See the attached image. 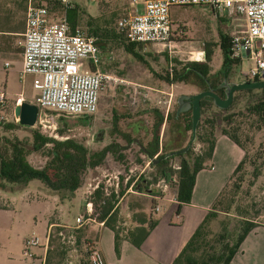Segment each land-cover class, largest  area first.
Returning <instances> with one entry per match:
<instances>
[{
    "label": "rangeland",
    "instance_id": "1",
    "mask_svg": "<svg viewBox=\"0 0 264 264\" xmlns=\"http://www.w3.org/2000/svg\"><path fill=\"white\" fill-rule=\"evenodd\" d=\"M13 1L10 7L7 5L0 19V24L4 26L9 24L13 29L21 31L19 34L0 32V92L4 93V98L0 102V120L3 124L15 120L12 113L15 103L19 101L33 103V97L37 94L32 87L30 75H25L22 81L19 79L20 43L26 0ZM69 1L71 5L77 6L81 17L79 26L86 32L89 29L85 22L88 16L96 17L102 13L107 17L110 11H114L115 14L106 27L109 34L104 40L96 38L99 68L122 79L125 86L119 84L105 86L99 93L97 111L88 118L80 119L53 111L38 110L33 126L9 131L6 129L3 134L13 135L24 143H30L32 131H37L43 137L59 141L72 139L84 145L88 151L99 150L111 142L120 144L121 148L115 153H107L96 167L83 171L79 186L72 194L49 190L37 179L29 180L24 188L0 189L1 201H9L10 204L8 208L0 209V264H41L42 250L45 252L50 235L55 233L56 240L51 247L57 243L58 249L62 251L57 264H67L68 260L70 264H82L86 244L89 241H97L99 229H108L104 225L99 228L94 224L75 227L74 217L82 212L85 201L91 200V196L87 194L88 183L96 181L110 183L114 176L119 177V181L124 177H129L131 181L137 175L144 179V182H141L143 185L139 188L135 186L136 190L132 187V191L124 193L118 201L117 224L123 225V228L134 226L129 222L130 202L140 203L142 211L152 220H158L169 211L166 199L170 196L172 188L166 189L162 196L155 199L149 194L145 195V190L152 187L158 178L153 179L156 177V167L148 163L140 152L137 141L140 145H145L150 140L151 127L156 119L155 111H163L161 105L156 102L161 98L168 100L169 113L168 119L159 127V143L163 149L183 147L189 138V131L185 128L189 112H184L178 122L174 121L171 114L176 107L175 99L180 94H194L200 91L201 87L191 79L169 84L163 77L186 62L203 61L205 45H208L210 50L209 73L221 67L222 55L219 47L221 34L227 35L228 38L230 28L226 25L224 16L205 4L175 5L170 8L173 32L171 40L174 46L166 50L154 44L125 48L127 40L112 38L114 22L128 8V0ZM90 27L94 28L92 24ZM4 36L7 37V42L2 41ZM3 62H7L9 67L4 68ZM250 66L251 62L242 58L232 69V76L229 79L240 81L241 72ZM131 86L139 92L137 101L133 104L129 102L128 94L124 92ZM124 87L126 89H123ZM234 95L236 102L229 110V122L226 123L221 116L214 118L215 133H219L225 123L226 128L236 129L234 133L245 152L244 164L231 179V182L240 179L239 185L234 189L229 182L226 192L233 195L231 208H236L238 212L235 213L244 212L242 217L264 222V116L251 115L244 109L249 100L247 95L243 93ZM250 97L253 102L260 100L264 98V92H255ZM112 114L115 115L113 118ZM99 129H102L103 134L101 139L95 140L93 135ZM127 139L133 141L128 142ZM49 146L50 144H46L44 147ZM201 151L202 144L193 139L188 153L182 154L181 157L190 163L192 157ZM47 159L43 152H34L27 156L28 163L35 168L43 167ZM179 159L180 156L170 157L164 166L176 169ZM206 165L209 166V160H205L204 166ZM92 204L94 207L97 205L93 199ZM155 204L159 210L154 212L152 206ZM232 212H234L232 209L229 214L217 212L206 224L203 239H211L213 234L219 231L222 223H225L230 229L232 241L239 227V220ZM49 221L55 224L48 225ZM172 221L175 222L176 218H172ZM78 229L83 233L80 245L75 241L71 242L72 239L75 240ZM30 236L37 237L39 245L30 247L32 257H27L24 253V241Z\"/></svg>",
    "mask_w": 264,
    "mask_h": 264
},
{
    "label": "trees",
    "instance_id": "2",
    "mask_svg": "<svg viewBox=\"0 0 264 264\" xmlns=\"http://www.w3.org/2000/svg\"><path fill=\"white\" fill-rule=\"evenodd\" d=\"M13 2V0H0V19L3 16L4 10L7 9V5L10 7ZM33 3L43 4L51 20L58 18L62 13L58 0H33ZM114 14V11H110L107 17L102 15V13L96 17L88 16L85 20L86 24L89 26L88 31L96 38H103L104 40V37L109 34L106 27L109 25ZM12 16L13 15H11V17ZM65 18L71 29L80 27L79 23L81 17L76 5H72L65 11ZM91 24L94 28L90 27ZM114 31L116 33H114ZM114 31H111L112 38H124L122 32L116 29L115 22ZM0 32L13 34L16 32V29H13L9 24H7V26L0 24ZM124 40L126 41L125 38ZM228 40L227 35L221 34L219 47L222 55V63L218 72L209 73L208 62L210 61V50L208 49V45H205L203 61L186 62L177 70L174 69L172 73L165 75L163 79L169 84L173 82H185L191 79L197 82L201 89H205L207 84L216 87L219 83V78L227 76L229 63H231L228 58L230 53ZM125 44V48L140 47V43L126 42ZM216 92L219 96H222L220 88H217ZM255 92L262 93L264 89H244L237 91V94L243 93L248 96L249 100L247 105H244V109L251 115L264 116V98L254 102L251 100L250 96L255 94ZM235 98L236 95H233L232 102L226 109H216L207 97L200 99V117L195 127L194 136L195 140L202 144V151L194 155L190 163L188 160L181 158L177 169H171L169 167L159 168L154 180L158 178V180L165 183L169 189L172 188V190L175 191L176 213L182 204L189 203L195 173L204 167L205 160H209L210 158L214 145V118L221 116L222 120L228 123L230 120L229 110L236 102ZM211 108L215 110L213 111ZM171 115L174 121L178 122V119L184 115V112L176 116L175 111H173ZM155 116L156 119L152 124L150 132L151 138L143 145V149L147 156L155 154L159 147L158 131L163 118L157 111H155ZM166 119H168V115ZM225 124L222 126L219 133L226 136L231 142L237 145L242 150L243 155L229 175L227 184L216 196L210 210L207 211L201 222L193 230L188 240L170 264H229L244 236L256 225L253 219L242 217L244 212L241 214L235 213L238 212L236 208H231L233 195L226 192L228 183L231 182L234 175L240 171L245 162V152L242 145L239 143L236 133H234L236 129L231 130L226 128ZM185 127L190 130V119L185 124ZM15 128L26 129L27 127L19 125L15 120L7 121L5 124L0 120V131H2L0 132V189H12L14 187L24 188L29 180L37 179L49 190L72 194L79 186L80 175L83 171L88 168L96 167L101 163L107 153H115L121 148L120 145L112 142L99 150L88 151L84 145L72 139L66 138L59 141L51 137H43V135L39 134L37 131H32L30 143H24L23 140L18 139L16 136H5V134H3L6 129L9 131ZM127 141L130 142L133 141V139H127ZM46 144H50V146L44 147ZM34 152H43V154L48 157L43 167L35 168L28 163L27 156ZM239 182L240 179L231 182V187L234 189L237 188ZM93 198L94 202L102 200V203L99 205L98 219H104L103 225L112 232V249L116 257L119 255L121 240L127 241L134 247H139L155 225V220L150 219V217L142 211L140 203L134 204L130 202L128 206V210L131 211L129 222L134 224V226L131 228H123V225L117 224V219L119 220L117 217L118 208L111 210L113 199L111 197H101V191L99 189L93 192ZM8 206H10L8 201L2 202L0 199V209L8 208ZM231 209L234 211L232 213H234L235 217L239 220L238 232L234 239L232 241L230 240V229L225 226V223H222L219 231L214 233L211 239L204 240L203 234L206 224L215 217L217 212L229 214ZM122 221L123 220H120V222ZM50 224L55 223L49 221L48 225ZM55 227V229L58 230V227ZM54 236H56V233L49 237L48 246L45 249L41 264H57L61 258L62 251L58 249L57 243L51 247V244L56 240ZM82 236V231H80V229L76 230L75 240L73 239V242L75 241L77 245H80L81 240H83L81 239ZM93 243L94 240L89 241L87 244ZM83 258L82 264H88L86 253L85 258Z\"/></svg>",
    "mask_w": 264,
    "mask_h": 264
},
{
    "label": "built area",
    "instance_id": "3",
    "mask_svg": "<svg viewBox=\"0 0 264 264\" xmlns=\"http://www.w3.org/2000/svg\"><path fill=\"white\" fill-rule=\"evenodd\" d=\"M61 15L50 18L46 7L26 0L24 25L21 39V66L18 71L22 81L31 76L32 87L37 91L33 103L39 110H48L61 115L82 117L92 115L98 106L101 90L110 84L125 82L98 69V47L96 37L80 27L70 28L65 11L72 5L69 0H58ZM205 4L226 18L230 28L229 51L232 57L248 59L251 66L242 74L247 78H260L264 74V0H128V8L115 20V27L131 43L159 45L170 50L174 46L171 30L170 8L175 5ZM8 68L7 62L3 63ZM139 94L130 87L129 102L134 103ZM4 93L0 92V102ZM166 114L169 103L157 99ZM114 176L110 183L96 181L88 183L87 194L91 196L83 205V210L74 217L75 227L97 225L102 227L104 219H98L99 205L92 204L93 192L101 191V197H111V210L117 208L118 201L126 192H131L132 181L124 177L119 181ZM108 181V180H106ZM159 191L152 193V199L162 196L169 189L162 181L153 185ZM175 202V191H170L167 199ZM152 210L158 211L155 204ZM47 236L45 237V241ZM73 242V239L71 240ZM39 245L37 237L30 236L24 241V253L32 257L30 247ZM88 264H105L100 250L93 244L85 249ZM70 264V260L67 261Z\"/></svg>",
    "mask_w": 264,
    "mask_h": 264
},
{
    "label": "crops",
    "instance_id": "4",
    "mask_svg": "<svg viewBox=\"0 0 264 264\" xmlns=\"http://www.w3.org/2000/svg\"><path fill=\"white\" fill-rule=\"evenodd\" d=\"M20 32L16 30L13 34ZM3 38L2 41L7 42V37ZM19 65L21 66V56ZM242 155V150L226 136L215 133L209 166H204L195 173L189 203L182 204L176 213L175 202L168 201L167 197L169 211L158 220L154 219L155 225L139 247L121 240L119 255L116 257L112 249L111 231L106 228L98 230L94 244L100 250L105 264H170L210 210ZM149 195L152 198L153 195ZM172 218H176V221L173 222ZM254 222L256 225L244 236L229 264H264V222ZM43 257L42 250V260Z\"/></svg>",
    "mask_w": 264,
    "mask_h": 264
},
{
    "label": "water",
    "instance_id": "5",
    "mask_svg": "<svg viewBox=\"0 0 264 264\" xmlns=\"http://www.w3.org/2000/svg\"><path fill=\"white\" fill-rule=\"evenodd\" d=\"M203 57H204V52H203ZM262 77H264V74L262 75ZM223 85L225 86L224 87V98H219L217 95L210 92L209 90H202L195 94H190V95L180 94L176 97L175 114H178L180 112H184L190 109V125H191L190 138L187 144L183 148L179 149L177 153L179 154L184 153L194 139L195 127H196V124L200 116L199 100L201 98L210 97L212 100V104L214 106H216L217 108L224 109L230 104L233 91L239 90V89L262 88L264 87V79L254 80V81H241L239 83H229L228 85L227 84H223ZM38 110H39L38 107L34 103L27 102V101H19L15 103V105L13 106L12 113H13V117L15 121L19 125L24 126V127H31L35 123ZM158 112L159 114L162 115L163 121H165L166 116L169 113V108L166 114H164L163 111H158ZM158 144L160 145L159 142ZM168 154H172V153H168ZM158 191L159 189L157 187L152 186L145 190V194L157 193Z\"/></svg>",
    "mask_w": 264,
    "mask_h": 264
},
{
    "label": "flooded vegetation",
    "instance_id": "6",
    "mask_svg": "<svg viewBox=\"0 0 264 264\" xmlns=\"http://www.w3.org/2000/svg\"><path fill=\"white\" fill-rule=\"evenodd\" d=\"M143 45V44H142ZM228 58H229V60L231 61V63H229V70H228V72H227V76L226 77H220L219 78V83L217 84V86L216 87H213V86H210V85H206V88L205 89H201L200 91H202V90H209L210 92H212V93H214L215 95H217L219 98H224V85L223 84H229V83H239V82H241V81H254V80H260V79H264V77H260V78H247V77H245L243 74H242V72H241V80L240 81H233V79L231 80V79H229V77L230 76H232L231 75V72H232V69L234 68V66L235 65H237V63H239L240 62V59H238V58H235V57H232L231 55H230V53H229V55H228ZM99 65H100V60L98 59V69H100L99 68ZM219 70H216V71H214L213 73H215V72H218ZM212 74V73H211ZM122 80V79H121ZM194 83V82H193ZM195 83H197V82H195ZM117 84H119V85H122V86H125V83L124 84H121V83H117ZM198 84V83H197ZM199 85V84H198ZM199 87H200V85H199ZM217 88H220L221 89V92H222V96H219L218 95V93L216 92V89ZM123 89H126L125 87L123 88ZM251 89H253V90H259V89H264V87H262V88H251ZM239 90H244V89H239ZM239 90H235V91H233L232 92V97H231V102H232V98H233V95L234 94H236L237 93V91H239ZM125 94H128V98H129V93H130V88H128V89H126L125 91ZM199 92V91H198ZM197 93V92H196ZM195 94V93H194ZM187 95H190V94H187ZM203 98H206V97H203ZM207 98H209L210 99V101H211V103H212V100H211V98L210 97H207ZM202 99V98H201ZM188 100V99H187ZM137 101V95H136V98H135V101L134 102H136ZM231 102H230V104H231ZM229 104V105H230ZM199 105H200V100H199ZM213 105V104H212ZM229 105L227 106V107H229ZM214 106V105H213ZM190 107V106H189ZM216 109H221V108H217L216 106H214ZM226 107V108H227ZM98 108V107H97ZM226 108H224V109H226ZM175 109H176V107H175ZM175 109H174V111H175ZM97 111V110H96ZM188 112H189V119H190V109H188L187 110ZM187 111H184V112H187ZM181 113V112H180ZM180 113H178V114H176V116L177 115H179ZM90 115H88V116H82V118H88ZM115 115H113L112 114V118L114 117ZM200 117V116H199ZM78 118H80V119H82L81 117H78ZM114 122H112V124H113ZM115 124V123H114ZM186 128V127H185ZM190 128H191V125H190ZM188 130V129H187ZM189 131V138H190V135H191V129L190 130H188ZM195 133V132H194ZM103 134V131H102V129H99L98 131H96V133H94V135H93V137H94V139L96 140V139H101L100 137H101V135ZM189 138H188V140H189ZM188 140H187V142H188ZM194 140H195V136H194ZM187 142H186V144H187ZM112 143V142H111ZM108 144H110V143H108ZM118 144V143H117ZM185 144V145H186ZM107 145V144H106ZM118 145H120V144H118ZM137 145L139 146V150H140V152L145 156V158L148 160V163L149 164H151L152 166H155L156 167V175H157V173H158V170H159V168L160 167H164V168H167V167H165L164 166V164L166 163V161L170 158V157H173V156H180V159L182 158L181 157V155L182 154H184V153H188V151H189V147L186 149V151L184 152V153H182V154H179V153H177V151L179 150V149H181V148H183V147H181V146H176V147H174V148H172V149H163V147H162V145H159V147H158V150H157V152L155 153V154H153L152 156H147V154H146V152L144 151V149H143V145H140L139 143H138V141H137ZM121 146V145H120ZM190 146V145H189ZM175 149V150H174ZM168 153H172V154H168ZM180 159H179V161H180ZM179 161H178V163H179ZM170 168V167H169ZM176 169L178 168V164L176 165V167H175ZM155 175V176H156ZM155 178V177H154ZM153 178V179H154ZM128 181H130L129 179H128ZM132 181V183H133V189H134V187L135 186H138V188L141 186V185H143L141 182H144V179H142L139 175H137L134 179H132L131 180ZM159 181V180H158ZM154 184V183H153ZM152 185V184H151ZM134 190H136V189H134Z\"/></svg>",
    "mask_w": 264,
    "mask_h": 264
}]
</instances>
